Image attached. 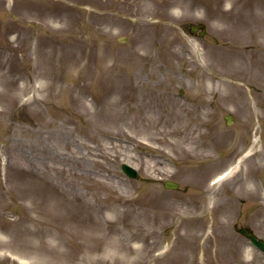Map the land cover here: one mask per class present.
I'll return each mask as SVG.
<instances>
[{
	"label": "rangeland",
	"instance_id": "rangeland-1",
	"mask_svg": "<svg viewBox=\"0 0 264 264\" xmlns=\"http://www.w3.org/2000/svg\"><path fill=\"white\" fill-rule=\"evenodd\" d=\"M244 225L264 240V0H0V264H264Z\"/></svg>",
	"mask_w": 264,
	"mask_h": 264
},
{
	"label": "bare ground",
	"instance_id": "bare-ground-1",
	"mask_svg": "<svg viewBox=\"0 0 264 264\" xmlns=\"http://www.w3.org/2000/svg\"><path fill=\"white\" fill-rule=\"evenodd\" d=\"M67 90L63 89V90H59L57 95H62V93H65ZM66 94V93H65ZM68 96V95H67ZM69 97H71V95L69 94ZM257 142V138H254L252 145L241 155L238 157V159L233 162L226 170H224L223 172H221L219 175H217L213 180H212V187L215 188L216 186H218L220 183L224 182L229 176L233 175L234 173H236L240 166H241V162L243 160L244 157L250 155L253 153L254 150V145ZM176 144H178L179 148L181 149H185V147L180 143V142H176ZM158 151V150H157ZM24 151L21 150L19 152H13V155H11L12 157H14L13 160L11 161H17L19 158L23 159L25 157L24 155ZM42 194H46V191L44 190V188L42 189V187L39 188V191ZM55 220L58 219L57 225L59 227H62V225L66 224V225H70L72 223H77L81 220H83V216L81 215V210H74V212H70L69 210H67V213H61V214H57L56 216H54ZM68 236V243H71L72 245L70 247H74L75 244V248H68L66 251L68 252V254H70L73 258L76 257V254H78V250L83 249V248H87L88 251H90L91 253H101L103 252V248H104V244H105V238L103 236H93L90 239H81L79 233H72L71 231H69V228H65L63 229ZM3 232H0V241L4 242V243H8V239L6 237H4V235H2ZM74 243V244H73ZM77 246V247H76ZM100 254L97 255L96 258V262H99L100 264H117V257H115V255L112 256H108L106 255L104 257V255L99 256ZM39 258H36V263H38ZM141 260L137 259L134 260L133 263L134 264H138ZM24 264V262H23ZM29 264H32V259H30Z\"/></svg>",
	"mask_w": 264,
	"mask_h": 264
},
{
	"label": "water",
	"instance_id": "water-1",
	"mask_svg": "<svg viewBox=\"0 0 264 264\" xmlns=\"http://www.w3.org/2000/svg\"><path fill=\"white\" fill-rule=\"evenodd\" d=\"M199 27L202 28L201 32H200V35H203L205 32H206V27L203 23H199V24H194L192 25V29L193 31H196ZM226 120L228 121V123H231L232 122V117L230 114H227L226 115ZM122 168L125 172L128 173L129 176H132V177H138L139 176V173L138 171L132 167L131 165L129 164H126V163H123L122 164ZM165 185L167 187H171V188H177L179 186V183L176 182V181H171V180H167L165 182ZM240 232H242L243 234H245L250 240L251 242H253L254 244L256 243L257 246L261 247L263 250H264V241L260 238H258L254 232H252L251 230H249V228L247 227H241L240 228Z\"/></svg>",
	"mask_w": 264,
	"mask_h": 264
}]
</instances>
